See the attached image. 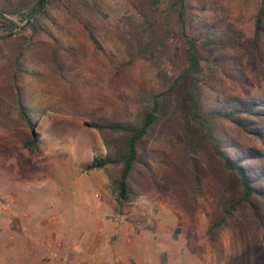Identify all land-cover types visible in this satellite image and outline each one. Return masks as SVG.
Wrapping results in <instances>:
<instances>
[{"label": "rangeland", "instance_id": "rangeland-1", "mask_svg": "<svg viewBox=\"0 0 264 264\" xmlns=\"http://www.w3.org/2000/svg\"><path fill=\"white\" fill-rule=\"evenodd\" d=\"M34 1L0 0V12L16 26L0 40V264L41 263L26 250L28 223L17 227L13 218L41 176L79 181L92 196L101 183L106 193L95 195L101 203L90 245L81 235L69 264H264V198L254 196V207L240 201L238 176L190 118L186 81L163 101L140 146L127 203L109 190L117 168L84 171L105 154L100 133L84 123L129 119L135 106L167 88L159 73L179 72L173 0H51L22 27ZM184 4L202 66L201 111L228 110L240 100L258 101L264 111V24L255 31L264 0ZM21 51L20 100L38 135L34 152L24 147L32 132L19 118L12 83ZM211 126L231 146L229 155L260 154L243 164L249 173L264 168V140L251 134L264 131V114L212 119Z\"/></svg>", "mask_w": 264, "mask_h": 264}, {"label": "trees", "instance_id": "trees-1", "mask_svg": "<svg viewBox=\"0 0 264 264\" xmlns=\"http://www.w3.org/2000/svg\"><path fill=\"white\" fill-rule=\"evenodd\" d=\"M45 1L35 0L29 7L30 11L39 6L41 7L40 13H45V7H42ZM54 1L56 0H52V2ZM172 6L174 7L177 33L182 41V66L179 68V72L171 77L165 73H159L161 78L168 81L167 88L164 91L150 95L146 103H140L135 106L129 119L124 121L101 120L84 123V126L95 129L100 133L105 148V154L95 155L92 161L84 168V171L105 170L107 167L117 168L115 175H109V190L116 196L119 204L127 203L131 196L128 181L135 166L140 163V146L155 125L163 101L170 95L175 94L182 83L186 81L190 118L199 124L201 131L206 134L213 153L221 160L223 166L227 170L234 171L238 176L241 189L240 201L254 207L252 201L254 196L264 198V187L261 186L264 183V168L257 172L249 173L243 164L249 160H259L261 156L256 150H249L237 156L229 155L226 148L230 149L231 146H223L224 141L215 134L211 126V120L224 119L235 122L238 116H262L264 114V111L260 109L262 105L254 100H240L235 102L228 110L217 109L207 113L201 111L198 81L202 73V66L198 55L197 39L187 31L184 0H173ZM28 15H24V17L27 18ZM263 24L264 7H260L255 20V31H261ZM15 27V24L0 12V40L10 38ZM22 55L23 52L21 51L15 59L12 83L19 118L32 132L31 138L24 143V147L34 152L37 150L38 135L34 132V124L30 114L20 100L18 70ZM251 134L259 140H264V131L262 130H253Z\"/></svg>", "mask_w": 264, "mask_h": 264}, {"label": "crops", "instance_id": "crops-1", "mask_svg": "<svg viewBox=\"0 0 264 264\" xmlns=\"http://www.w3.org/2000/svg\"><path fill=\"white\" fill-rule=\"evenodd\" d=\"M37 178L39 179L35 182H30L32 185L38 183L36 188L24 197L28 203H23L25 204L23 210L15 211L13 218L17 222V227L28 223L26 236L29 237L26 250L41 259L40 264H69L79 253L81 235L87 236L90 245L96 232L94 230L96 211L100 209L101 203L96 200V196H99V193L101 196L106 193L103 192L101 183L95 185V189L98 188L100 192L94 190L92 192L96 196H92L76 180L64 182L60 176L55 180H42V176ZM58 183L61 184L60 187ZM19 204L16 202L15 210H19ZM28 205L30 206L27 207ZM23 211L25 215H22ZM84 219L88 221L87 228L81 227L83 225L81 220ZM81 229H84L82 233ZM98 232L101 233L102 230L99 229ZM37 235L40 237L39 240L33 238ZM52 239L55 246H51ZM89 254H93V258L97 257L95 252L92 253V249L89 250Z\"/></svg>", "mask_w": 264, "mask_h": 264}, {"label": "water", "instance_id": "water-1", "mask_svg": "<svg viewBox=\"0 0 264 264\" xmlns=\"http://www.w3.org/2000/svg\"><path fill=\"white\" fill-rule=\"evenodd\" d=\"M50 1H51V0H46V1L42 4V7H45ZM40 10H41V7H39V6L35 7V9H33V10L29 13V15L27 16L26 21H25L24 25H22V27L25 26V25H27V24H29V22H30V21L32 20V18L34 17L35 13L39 12Z\"/></svg>", "mask_w": 264, "mask_h": 264}]
</instances>
